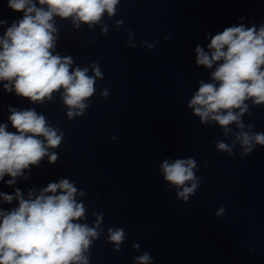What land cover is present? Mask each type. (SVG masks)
Returning <instances> with one entry per match:
<instances>
[{"label": "clouds", "instance_id": "clouds-1", "mask_svg": "<svg viewBox=\"0 0 264 264\" xmlns=\"http://www.w3.org/2000/svg\"><path fill=\"white\" fill-rule=\"evenodd\" d=\"M38 3L47 5V9L37 7L33 0H7L10 10L23 15L0 38V81H7L3 85L6 91L14 90L32 102L51 99L53 92L63 89L64 103L70 109L69 119L83 115L88 107L85 101L95 92V78H102V73L96 65H93L94 76L87 74V68L70 71L71 57L52 54L56 42L53 16L71 17L76 27L81 23L91 27L101 21L105 12L109 17L115 15L119 0H38ZM3 23L6 21L0 20ZM148 47L151 49L153 45ZM207 48L209 51L196 46V64L209 69L217 65L211 73L213 82L201 81L188 107L193 108L202 123L217 122L225 134L231 131L228 127L231 124L241 129L234 135L243 149L241 155L246 156L256 145L264 146V133L243 131L242 121V116L249 112L246 100L251 99L255 105L264 104V25L258 30L254 25L227 27L211 37ZM107 94V91L102 93ZM9 111L8 119L16 131L9 132L7 124H0V180L7 174L12 177L6 181L11 186L24 169L38 165L44 156L48 155L49 162L55 163L58 157L49 155L48 148L58 147L63 137L47 126L46 118L34 109L10 108ZM41 136L44 140L38 138ZM216 147L233 154L224 142ZM160 167L164 179L178 189L179 198L187 201L195 193L199 180L194 159H176L171 163L164 160ZM76 194V187L68 179L49 183L35 198L31 191L27 199L19 189L13 195L0 192L5 202L18 201V207L11 211L0 209V264H88L84 253L92 242L90 238L99 235L102 217H97L95 227L76 222L85 213L84 205L75 200ZM223 211L221 208L217 215ZM108 231L115 250L119 251L124 230L109 228ZM133 247L139 249L138 244ZM136 260L139 264H150L151 256L145 252Z\"/></svg>", "mask_w": 264, "mask_h": 264}]
</instances>
